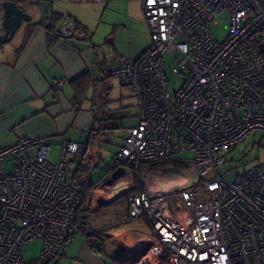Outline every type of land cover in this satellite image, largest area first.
<instances>
[{
  "label": "built area",
  "instance_id": "1",
  "mask_svg": "<svg viewBox=\"0 0 264 264\" xmlns=\"http://www.w3.org/2000/svg\"><path fill=\"white\" fill-rule=\"evenodd\" d=\"M221 11L228 15V36L218 44L209 23ZM142 13L149 49L136 63L119 57L111 72L133 93L137 122L125 129L109 170H122L131 189L139 166L192 153L198 178L163 192L157 188L164 179L147 188V173L143 188L127 197L126 222L143 218L160 246L135 261L106 258L103 264H158L161 253L166 264H264V161L231 182L216 170L229 150L264 134V57L256 41L264 33V2L142 0ZM54 33L65 40L88 37L67 16ZM165 57L180 80L173 92ZM63 83L54 80L52 87ZM50 144L23 137L0 149V264H52L72 236L91 230L77 220L84 194L72 187V165L82 163L87 147L65 143L53 164ZM34 240L41 242L39 254L25 261L21 251Z\"/></svg>",
  "mask_w": 264,
  "mask_h": 264
},
{
  "label": "crops",
  "instance_id": "2",
  "mask_svg": "<svg viewBox=\"0 0 264 264\" xmlns=\"http://www.w3.org/2000/svg\"><path fill=\"white\" fill-rule=\"evenodd\" d=\"M3 1L0 0V35L3 33ZM13 1L20 7L18 3L22 0ZM67 1L69 4L79 2ZM140 7L142 9V0ZM56 16H67L79 22L75 18L78 15L74 13L73 8L57 12L51 9L45 18L40 17L37 21L31 18L30 22H23L12 39L0 45V149L23 137H43L50 139L49 151L55 147L57 158L62 145L68 142L86 144L87 156L91 144L99 142L102 136L108 137L116 129V120L119 119L122 125L123 118L127 116L122 107L126 101L123 102L120 96L112 98L111 95L117 86L125 88L120 79L111 75L120 56L116 54L111 57L114 50L109 55L102 54L101 49L104 46L99 44L98 39H95L89 28L81 22L79 23L88 32L86 39L59 38L47 27V20ZM139 17L144 23L143 34L149 43H143L139 55L130 58L134 63L151 45L148 25L140 11ZM109 43L112 44V41ZM54 80L63 81L62 87L53 88ZM77 81L82 83L79 91L84 89L81 96H76ZM114 101L118 105L110 109L112 106L109 105ZM134 101L136 105V100ZM110 122L112 126H109ZM127 128L130 127L122 128L123 138ZM123 138L111 158L122 145ZM103 142L108 143V139ZM95 156L100 157L98 151L93 153L91 158ZM152 164L155 163L139 166L134 172V188L131 189L122 175V170L113 172L106 168L99 178L85 182L86 187L96 182L98 184H95L88 196L90 202L85 211L86 215H82V211L77 212V220L91 229L84 232L83 239L92 237L101 241L102 261L106 258L135 261L146 255L151 248H159L157 237L143 218L126 222L127 197L130 192L143 188L142 182L147 173L146 183L149 189L148 176L156 170ZM193 177L198 178L180 174L176 178L166 180L174 181V186L180 188L195 180ZM119 198H124L123 208L114 207ZM98 229L101 231L97 232ZM162 255H158V264H161Z\"/></svg>",
  "mask_w": 264,
  "mask_h": 264
},
{
  "label": "rangeland",
  "instance_id": "3",
  "mask_svg": "<svg viewBox=\"0 0 264 264\" xmlns=\"http://www.w3.org/2000/svg\"><path fill=\"white\" fill-rule=\"evenodd\" d=\"M78 3H71L67 0H22L18 3L33 21H37L40 17L45 18L46 13L50 10L57 12L58 10H72L77 14L75 18L89 28L90 33L98 39L99 44L103 45L102 54L110 56L119 55L120 57L136 58L142 50L141 45L149 43L148 38L143 34L144 23L139 17L142 16L140 7L141 0H113L105 3L93 2L91 0H78ZM138 3V4H137ZM139 7V9L137 8ZM67 14V13H64ZM210 33L218 44H222L228 36V15L226 11H221L213 17L209 23ZM112 41V44L109 42ZM146 41V43H145ZM13 43V42H10ZM165 72L170 81V91L177 89L180 82L179 77H175L170 73V67L175 63L171 58H164ZM112 98L120 96L124 103V110L127 116L123 118L122 125L117 119L115 130L108 137L102 136L101 140L91 144V150L83 161L81 178L91 182L99 178L108 167V162L111 154L120 145L124 135L125 127H132L136 124L137 108L134 101V95L128 92L123 87H116L112 90ZM115 101L111 103L117 107ZM129 106V107H125ZM113 110V109H112ZM111 110V111H112ZM112 123H109V126ZM108 139V143L103 140ZM51 148L49 151V162L55 164L58 161L56 156L57 150ZM100 157H92V154L97 152ZM59 157V156H58ZM70 155H67L69 160ZM225 163L218 167L217 173L223 176L224 180L231 182L237 173L242 172L248 166L264 161V134L256 133L247 137L243 143L229 150L224 154ZM92 159V160H90ZM150 165V164H148ZM155 166V171L149 174V189H152V183L164 179L166 182H160L158 190L163 192L178 191L180 188L174 186L175 182H169L166 178H176L178 175L197 176L193 167V154L180 153L175 154L169 159L152 164ZM75 167L72 165V169ZM231 172L232 176L228 175ZM193 179H195L193 177ZM190 181L188 184L195 182ZM81 188L80 186H78ZM125 204L124 198H119L115 201L114 207L123 208ZM82 215H86L82 212ZM83 243V236L77 233L72 236L58 257L53 260L52 264H81L77 259V252ZM41 249V242L34 240L23 248L21 253L25 261L35 259Z\"/></svg>",
  "mask_w": 264,
  "mask_h": 264
},
{
  "label": "water",
  "instance_id": "4",
  "mask_svg": "<svg viewBox=\"0 0 264 264\" xmlns=\"http://www.w3.org/2000/svg\"><path fill=\"white\" fill-rule=\"evenodd\" d=\"M1 8V27L3 33L0 35V45H3L12 39L23 22H30L31 17L23 9L18 7L13 0H4L1 3ZM89 202L90 197H87L84 205L85 208L89 206ZM101 250V241L95 238H89L81 244L77 252V259L81 264H103L100 257Z\"/></svg>",
  "mask_w": 264,
  "mask_h": 264
},
{
  "label": "trees",
  "instance_id": "5",
  "mask_svg": "<svg viewBox=\"0 0 264 264\" xmlns=\"http://www.w3.org/2000/svg\"><path fill=\"white\" fill-rule=\"evenodd\" d=\"M0 11H1V9H0ZM60 18H58L56 16L53 19L51 18V19L47 20V22H48V26L47 27L51 28L54 31V26H55L56 22ZM256 41H257L258 51H259L260 55L262 57H264V33H260L259 35H257L256 36ZM81 85H82V83L80 81H77V84H76V87H75L76 96H81V93L84 91V89H81L79 91V89L82 88ZM261 91L264 92V87H262ZM85 146H86V144H85ZM85 156H86V154H85ZM85 156H84L83 160L85 159ZM82 166H83V161H82V163H80L78 165H75L74 166L75 168L72 169V187L77 188V189H79L80 191L83 192V194H84V202L82 204V207L80 208V212L81 211L85 212L87 210L84 207L85 200L89 196L90 191L93 189L95 184L96 183L98 184V182H96L95 184H93L91 186H87L86 187L85 180H83L81 178ZM78 186H80L81 188H79ZM82 188L84 190H82ZM166 262H167L166 255L163 254L162 257H161V264H166Z\"/></svg>",
  "mask_w": 264,
  "mask_h": 264
},
{
  "label": "flooded vegetation",
  "instance_id": "6",
  "mask_svg": "<svg viewBox=\"0 0 264 264\" xmlns=\"http://www.w3.org/2000/svg\"><path fill=\"white\" fill-rule=\"evenodd\" d=\"M85 154H86V153H85ZM84 156H85V155H84ZM84 160H85V159H84ZM84 160H83V161H84ZM88 207H89V206H88ZM88 207H87V208H88ZM87 208H85V209H87ZM86 211H87V210H86ZM79 212H80V210L78 211V213H79ZM80 223L83 224L82 222H80ZM83 225H84V224H83ZM84 226H85V225H84ZM84 232H85V230H82V231H81V234L83 235ZM89 238H92V237H89ZM89 238H85V239H83V241H85V240H87V239H89ZM98 241H100V240H98Z\"/></svg>",
  "mask_w": 264,
  "mask_h": 264
}]
</instances>
